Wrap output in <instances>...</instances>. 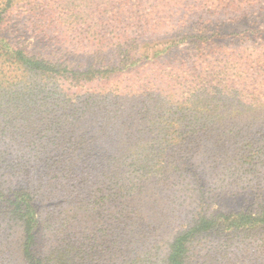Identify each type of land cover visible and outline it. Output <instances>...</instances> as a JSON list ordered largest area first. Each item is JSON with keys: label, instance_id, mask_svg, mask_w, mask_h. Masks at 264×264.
I'll return each instance as SVG.
<instances>
[{"label": "trees", "instance_id": "16d2710c", "mask_svg": "<svg viewBox=\"0 0 264 264\" xmlns=\"http://www.w3.org/2000/svg\"><path fill=\"white\" fill-rule=\"evenodd\" d=\"M7 140L0 264H138L176 217L150 212L209 170L257 206L193 213L164 264H264V0H0Z\"/></svg>", "mask_w": 264, "mask_h": 264}, {"label": "rangeland", "instance_id": "374dc122", "mask_svg": "<svg viewBox=\"0 0 264 264\" xmlns=\"http://www.w3.org/2000/svg\"><path fill=\"white\" fill-rule=\"evenodd\" d=\"M246 21H241L239 23H229L225 25L226 32L231 30H242ZM18 29V28H17ZM20 31V30H19ZM33 38L30 34H26L25 36H21V32H18L17 39L22 43L28 45V43H33ZM32 45V44H31ZM70 59L76 63H83L86 65H90L93 63V59L90 55L86 54V52L78 53V52H68ZM107 58L112 59L115 61L114 56H112V52L107 53ZM10 141H5L2 144L3 149L8 150L9 146L6 144ZM110 143H114L111 141ZM109 142H103L100 148L97 151H105L114 152V146H112ZM5 145V148H4ZM202 159H199L201 161ZM205 180L201 178L202 183L205 185L204 187V195L203 198L197 200V192L195 193L194 199L192 204L190 203L189 199L185 198V190H182L180 193L176 194V196L168 197L166 200L163 201L161 211L158 214H155L152 210L150 212L151 215L156 216H165L170 213H174L176 217L171 220L168 224L166 230L161 234L159 238V242L155 245L147 242L141 248L138 247V251L143 253V259L138 264H164V259L169 251L170 242L173 240V237L179 231L187 228L190 226L191 215L193 213L205 212L208 210H224V211H231V210H241V209H255V203L251 196H249L247 190L243 185H232L228 182L227 178H224L221 170L218 171H211L209 170L207 175H204ZM264 178L263 176H260ZM7 182L12 178L8 175L6 176ZM187 186L184 185L182 189H185ZM152 206L155 205V202H151ZM175 211V212H174ZM95 220L90 219H83L80 223L79 227L85 230L88 233L90 230L89 228L93 226ZM9 233V232H8ZM19 236V231L17 229H12L10 231V237L16 238ZM48 245L52 246L53 243L50 240L46 242ZM208 248H206L207 250ZM208 253V252H207ZM206 253V254H207ZM205 254V255H206ZM135 255L131 254V261H133ZM207 256L204 259H201L194 264H207L206 263ZM86 264H117L114 262V257L110 256V254H106L105 252L99 253L95 256L93 261H89ZM125 264H130L129 258L126 260Z\"/></svg>", "mask_w": 264, "mask_h": 264}]
</instances>
